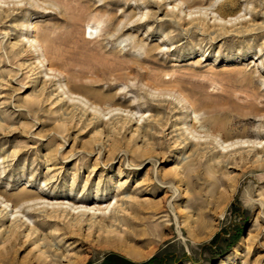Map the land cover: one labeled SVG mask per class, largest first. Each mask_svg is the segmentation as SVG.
Listing matches in <instances>:
<instances>
[{
    "label": "rangeland",
    "instance_id": "1",
    "mask_svg": "<svg viewBox=\"0 0 264 264\" xmlns=\"http://www.w3.org/2000/svg\"><path fill=\"white\" fill-rule=\"evenodd\" d=\"M0 264H264V0H0Z\"/></svg>",
    "mask_w": 264,
    "mask_h": 264
},
{
    "label": "bare ground",
    "instance_id": "2",
    "mask_svg": "<svg viewBox=\"0 0 264 264\" xmlns=\"http://www.w3.org/2000/svg\"><path fill=\"white\" fill-rule=\"evenodd\" d=\"M255 147V146H254ZM256 149V148H255ZM53 208H56V210H54L55 212H59V211H61V212H63V216L65 215L66 217H67V215H75V214H77V217H78V219L80 218L81 220H79V221H76V223L75 222H73V223H69L68 225H67V228H72L73 226H77V227H79V226H81V225H83V223H85V221H86V219H84L87 215H90L91 214V209L90 210H79V207L77 206V207H71L70 209H69V207H64V205H59V207H56V206H52ZM6 208H8V206H6ZM41 209H47L48 208V206H43V207H40ZM77 210H79V211H77ZM77 211V212H76ZM96 212V211H95ZM95 212H93L92 213V217L94 218V217H96V215H97V213H95ZM8 214V213H7ZM83 219V220H82ZM97 222H95L93 225L94 226H96L97 224H96ZM97 226H99V224L97 225Z\"/></svg>",
    "mask_w": 264,
    "mask_h": 264
}]
</instances>
